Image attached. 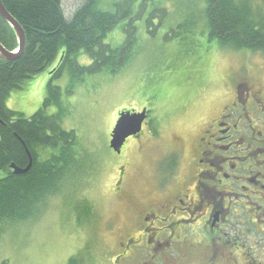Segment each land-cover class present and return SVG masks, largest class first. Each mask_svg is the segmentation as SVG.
Listing matches in <instances>:
<instances>
[{
	"label": "rangeland",
	"instance_id": "1",
	"mask_svg": "<svg viewBox=\"0 0 264 264\" xmlns=\"http://www.w3.org/2000/svg\"><path fill=\"white\" fill-rule=\"evenodd\" d=\"M85 1L62 0L66 18H71ZM101 1H104L105 9H109L119 0ZM256 2L264 6V0ZM138 3L139 0L135 2L136 5ZM192 7L190 4L187 9L180 7V11L176 10V16L170 13L173 19L163 22L161 26L160 19H156L153 23L156 30H149L153 34L148 32L147 22H140L138 51L120 72H100L87 76L69 95L66 91L71 80L66 72L53 82L62 89L61 126L66 131L76 132L79 153L87 151L91 154L97 169L89 184L69 186L64 194L50 197L45 206L39 207L41 213L37 218L8 224L4 228L2 226L0 264H68L74 257L80 258L82 264H113L111 252L115 243L111 241V235L139 221L132 211L135 205L139 207L144 204L143 177L155 183L154 174L157 171L167 173L171 160L179 154L180 148L187 147L190 151L191 145L195 144L196 136L193 139L192 135L197 124H207L213 116L212 110L201 113L205 103L209 100L210 108L220 105L224 97L216 96L223 92L225 82L241 76L238 70L241 66L254 64L264 83V56L260 53L247 56L248 51L215 46L206 53L202 65H195L192 61L196 58L191 54L186 55L188 40H164ZM120 29L121 25L116 26L105 43L112 47L122 45L126 34ZM182 56L190 59L184 61ZM78 62L81 65L91 63L84 53L79 55ZM58 63L57 60L47 67L24 88L11 91L7 108L28 118L35 115L48 96L51 76ZM209 80L211 83L217 81L218 86L211 88ZM193 82L200 83V87L190 88ZM189 88V97L194 94V99L185 106L189 101V97L185 99ZM145 108L151 111V118L154 119L152 134L148 129L142 130L137 134L138 140L130 137L126 141L122 155H115L110 150V142L118 114L124 111L141 112ZM59 112L58 105L47 110L51 116ZM120 178L121 185L118 187L116 184ZM81 199L87 200L83 208L87 212L85 215L80 214V210L75 211L81 207ZM162 206H165L162 202L154 206L159 215ZM198 241L200 239L197 238L191 240L192 243ZM171 253L178 254L176 251ZM242 261L247 262L238 258L237 264H242Z\"/></svg>",
	"mask_w": 264,
	"mask_h": 264
},
{
	"label": "trees",
	"instance_id": "2",
	"mask_svg": "<svg viewBox=\"0 0 264 264\" xmlns=\"http://www.w3.org/2000/svg\"><path fill=\"white\" fill-rule=\"evenodd\" d=\"M136 1L119 0L105 9L104 1L86 0L71 18H66L62 0H2L7 12L23 28L26 44L20 57L13 61L0 56L1 230L8 224L37 218L41 213L39 207L45 206L50 197L64 194L69 186L89 184L97 169L91 154L79 153L76 132L61 126L62 89L53 82L64 72L71 80L68 95L87 76L120 72L138 51L140 22H147L148 32L153 34L149 30H156L153 25L156 19H160L161 26L173 19L170 13L176 16V10L187 9L189 4L192 10L171 30L172 36L164 40H188L186 55L196 58L192 61L195 65H202L206 53L215 46L264 56V6L256 0H139L137 5ZM118 25L126 38L122 45L112 47L105 40ZM0 44L9 52L19 47L15 30L1 16ZM81 53L90 58L89 65L78 62ZM182 57L184 61L190 59ZM57 60L43 107L29 118L9 110L6 102L11 91L24 88ZM53 105H58L60 112L51 116L47 110ZM19 139L30 152L33 163L28 173L15 175L12 165L21 169L29 165V156ZM86 202L81 199V207L75 211L85 215Z\"/></svg>",
	"mask_w": 264,
	"mask_h": 264
},
{
	"label": "flooded vegetation",
	"instance_id": "3",
	"mask_svg": "<svg viewBox=\"0 0 264 264\" xmlns=\"http://www.w3.org/2000/svg\"><path fill=\"white\" fill-rule=\"evenodd\" d=\"M253 65L245 63L241 76L224 83L215 95L224 97L220 105L205 103L201 113L213 116L197 124L190 151L180 148L167 173L154 174L155 183L143 177L144 204L132 211L139 221L111 235L113 264H237L238 258L264 264V83ZM147 111L142 130L152 134ZM161 202L159 215L154 206ZM172 251L178 254L171 257Z\"/></svg>",
	"mask_w": 264,
	"mask_h": 264
},
{
	"label": "water",
	"instance_id": "4",
	"mask_svg": "<svg viewBox=\"0 0 264 264\" xmlns=\"http://www.w3.org/2000/svg\"><path fill=\"white\" fill-rule=\"evenodd\" d=\"M0 16L15 30L18 42H19V54L10 53L6 49H4L0 45V55L5 60H15L18 58L24 51L26 38L25 32L23 28L19 25V23L6 11L1 0H0ZM147 118V110L144 109L142 113H131V112H123L120 114V118L115 126V129L112 133V140L110 143V148L116 152L117 154L121 153V150L126 142V140L132 136H136L142 131V125ZM28 155L30 153L25 146ZM31 161L29 166L26 169L18 168L15 165L11 166V170L15 175H22L29 172L31 169Z\"/></svg>",
	"mask_w": 264,
	"mask_h": 264
},
{
	"label": "bare ground",
	"instance_id": "5",
	"mask_svg": "<svg viewBox=\"0 0 264 264\" xmlns=\"http://www.w3.org/2000/svg\"><path fill=\"white\" fill-rule=\"evenodd\" d=\"M1 2H2V0H1ZM3 4V3H2ZM4 6V5H3ZM5 8V7H4ZM7 11V10H6ZM2 17V16H1ZM18 44H19V42H18ZM1 45V44H0ZM2 46V45H1ZM3 47V46H2ZM4 48V47H3ZM5 49V48H4ZM9 52V51H8ZM19 52H20V49H19V47H18V50H16V51H14V52H10V53H17V54H19ZM1 56V55H0ZM2 57V56H1ZM20 57V56H19ZM3 59V58H2ZM17 59V58H16ZM5 60V59H4ZM6 61H9V60H6ZM13 61V60H12ZM20 140V142L24 145V147H25V144L21 141V139H19ZM25 150H26V148H25ZM27 152V151H26ZM30 153V152H29ZM27 155H28V153H27ZM29 156V155H28ZM30 161H31V164L33 163V161H32V157H31V154H30V156H29V164H30ZM29 166V165H28ZM27 166V167H28ZM31 167H32V165H31ZM26 169V168H25ZM30 171V170H29Z\"/></svg>",
	"mask_w": 264,
	"mask_h": 264
}]
</instances>
